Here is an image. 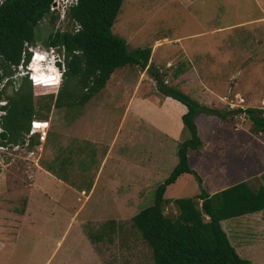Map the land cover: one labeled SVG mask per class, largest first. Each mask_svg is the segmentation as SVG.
Returning a JSON list of instances; mask_svg holds the SVG:
<instances>
[{
	"label": "rangeland",
	"instance_id": "rangeland-1",
	"mask_svg": "<svg viewBox=\"0 0 264 264\" xmlns=\"http://www.w3.org/2000/svg\"><path fill=\"white\" fill-rule=\"evenodd\" d=\"M57 25V20L51 23L42 19L36 27L41 38L27 50L47 55L50 51L43 41ZM69 28L67 21L64 29ZM110 29L113 35L126 41L128 50L150 49L146 77L144 70L128 65L109 76L114 83L124 81L131 90L134 87L132 94L156 92L155 77L206 107L225 111L252 107L261 109L264 115V0H122ZM58 54L60 68L53 70L61 74L65 67L61 64L62 52ZM155 64L159 68L155 69ZM152 70L156 73L150 74ZM24 71L16 67L6 96L19 90ZM140 77L144 81L136 88ZM39 79L55 84L51 77ZM61 81L60 75L57 86L34 87L29 83L36 110L33 119L49 122L46 138L41 144L37 141L29 148L10 151L0 166V213L12 214L7 219L15 221L7 228L0 225V264H153L151 249L132 224V216L152 205L157 186L177 162L178 143L188 134L182 131V140L175 142L150 130L143 145L136 143L133 149L134 159L139 163L144 161L145 154H150L151 163L156 155L161 157L154 164L159 169L146 179V186L136 187L127 202L121 199L111 202L107 191L101 190L100 184L105 186L107 180L103 171L91 199L85 202L79 190L88 189L95 171L81 170L83 156L76 155L77 151L72 149L76 141L71 140L77 138V132L82 133L81 125L89 122L86 120L101 111L103 98L118 101L121 95L115 96L117 89L111 86L103 96L101 88L83 105L59 109L50 105L48 109L46 106L52 102L49 96L56 94ZM114 115L104 125L114 126ZM96 116L97 121L102 117ZM214 118L211 120L219 121ZM211 120L202 117L204 125H200V116L196 119L197 134L202 141L210 139ZM250 128L244 113L232 114L225 135L219 133L221 139L210 145L225 151L222 156L213 157L204 170L213 177L207 189L199 186L193 176L182 175L163 193L168 202L163 205L164 215L174 217L178 213L172 202L174 197L193 198L201 189L204 193L216 189L215 183L229 187L244 181L255 186V181L249 180L256 173H264V142L252 136ZM39 135L31 138L38 139ZM30 149L34 154H27ZM84 150H89L92 156L95 151L98 157L101 155L98 153L101 150L95 147ZM195 156V151L188 150L189 167L194 170L204 167L196 164ZM205 162H209L207 158ZM41 169L44 172L49 169L69 187L57 182L44 186ZM261 175L264 181V174ZM136 181L140 184L138 178ZM33 182L38 189L29 187ZM180 185V192L174 194ZM220 226L240 258L248 260V264H264V221L260 216L257 220L225 219Z\"/></svg>",
	"mask_w": 264,
	"mask_h": 264
},
{
	"label": "trees",
	"instance_id": "trees-1",
	"mask_svg": "<svg viewBox=\"0 0 264 264\" xmlns=\"http://www.w3.org/2000/svg\"><path fill=\"white\" fill-rule=\"evenodd\" d=\"M50 3L51 0H2L0 82L12 77L17 66L24 68L29 61L27 48L41 38L36 31L38 23L44 18L54 22L55 16L47 15ZM121 3L122 0H77V4L68 9L67 18L78 24L79 29L75 32H48L43 44L63 51L62 64L65 67L61 73L60 88L54 96H49L52 102L46 106L48 109L50 105L57 109L83 105L104 87L116 69L126 65L137 66L141 70L147 67L149 48L128 50L126 41L111 32ZM155 73L154 70L150 71V74ZM154 80L160 95L185 106L186 112L181 116V122L188 137L178 143L177 162L157 186L152 205L132 216V224L150 247L153 264H248V260L240 258L230 245L220 221L263 210V186L252 189L246 182H241L211 195L201 189L193 198L172 201L178 209L174 217L163 213V205L168 203L163 193L182 174L193 176L201 185V179L187 162L188 150H198L201 146L194 123L197 115L227 120L232 118V114L244 113L250 121L251 133L264 136L263 111L252 107L216 110L201 105L176 87L163 84L158 78L154 77ZM20 81L19 90L12 96H6L5 114L1 117L3 132L0 136L10 144L23 143L29 122L36 113L29 81L26 76ZM36 81L38 84L49 83L46 79ZM11 82L8 80L7 84ZM35 138L29 139L28 148L37 143V136Z\"/></svg>",
	"mask_w": 264,
	"mask_h": 264
},
{
	"label": "crops",
	"instance_id": "crops-1",
	"mask_svg": "<svg viewBox=\"0 0 264 264\" xmlns=\"http://www.w3.org/2000/svg\"><path fill=\"white\" fill-rule=\"evenodd\" d=\"M155 65H156L155 69L159 68L158 67L159 65L157 64ZM144 71L145 72L143 77H146L145 74L147 70L144 69ZM110 79L106 81L104 86L105 88H102L100 93L103 96L106 90H109L111 86H115L117 91L114 95L115 96L121 95L120 100L115 101L114 99L103 98L105 102L101 104L102 109L99 113L96 114V115L101 114L102 117L99 118V120L97 121V116L95 115V117L93 118L91 117V120H86L89 122L83 123L81 125V128L83 129L82 133L78 135L77 132V138H75V140H71V141H76L72 144L73 151H77L76 155L83 156L81 170L95 171L94 177L91 183H89L88 189L82 188L79 190V194L83 196V201L85 202H89V200L91 199L93 192L96 190L98 181L102 178L103 171H106V173L104 174V179L106 178L107 180H105L106 182L105 186H102L100 184V186L102 187L101 190L107 191L108 196L111 197L110 198L111 202H120V199L124 202H127L129 200V197L134 195L135 192L134 190L136 187L146 186L147 184L146 179L150 178L156 172V170L159 169L158 167H154V164L157 161H159L161 157L156 155L154 162L151 163L150 154H145L144 161H141V163H139L134 159L133 149L136 143L141 142V145H143V140H144L143 138L148 135L150 130L158 134H161L165 137L167 136L168 139L175 142L182 140L180 138V135L183 131L181 116L186 112V108L183 104L169 97H164L160 95L157 92V90L156 92L153 91L151 94H146V95H144V92H142L141 95L139 93L132 94L131 92L134 89V87L131 90V88L128 87V84L126 82L122 81V82L114 83L110 81ZM143 79L144 78L142 77L138 79V81L136 82V88L141 87V83L144 81ZM114 113L116 119L114 122L115 125L109 128L107 127L108 125H104V124L110 122L109 120L110 115ZM199 116H200V125L202 124L201 121L202 117L206 118V120L208 121L211 119L212 120L216 119L214 118V116L199 114L194 119L195 126H196V119ZM218 120L219 121H212L213 126L211 127V129H208L210 139H207V141H202L200 139L201 140L200 148L198 150H193L196 152V156H195L196 164L198 166H202V165L205 166L200 167L199 169L196 170L192 168L191 169L198 173L197 175L201 179V185L206 189H207V183L211 182L209 181V179L213 177L211 174L206 175L205 174L206 171L204 170L209 166V164L211 163V159L213 157L222 156V154L225 151V148L223 149L221 147H215V146L210 147V145H214L216 141H219L221 139L219 133L221 135H225V131L227 129V126L230 124L231 119H227V120L218 119ZM233 129L236 130V128ZM196 130H197V126H196ZM249 133L252 136L260 137L264 142V136L262 134L255 135L251 133L250 130ZM62 135H65V133H62ZM214 140L216 141L213 142ZM89 146L95 147L97 150L100 149L101 151L100 152L98 151V153L101 154L100 157H98L97 151H95L94 156H92L91 152L89 153V150H84V148H88ZM209 148H210V152L208 151ZM235 152L236 149H233V153ZM205 158H207L209 162H205ZM172 160H173V156H171L170 163H172ZM107 163L109 164L105 167ZM34 165L37 166L36 164ZM48 165L50 164L48 163ZM37 168L39 167L37 166ZM50 170L46 169V172L42 170V173H44L45 175V178L42 180V184H44V186L52 182H57L58 184L65 183L63 179L55 175ZM261 174L264 173H258V174L256 173L254 175L255 178L249 180V181L251 180L255 181L254 183L255 186L254 187L250 186V188L257 189V187L259 186L264 187V181H262L261 179L263 175ZM182 175L178 176L173 183H177L182 178ZM137 178L138 181L140 180V184L136 181ZM173 183L166 187L164 192L165 194L168 188L171 185H173ZM33 184L34 185L30 184L29 187L32 189H38L37 188L38 185L36 186V182H33ZM64 185L66 187H69V185L66 184ZM182 185H180L179 188H177L174 194L180 192V188ZM227 187L228 186L225 185L223 186L221 184L218 185V183H215L214 188L216 189H213L210 192L208 190L207 191L205 190L206 191L205 194L211 195ZM174 199L177 198L174 197ZM11 216L13 215L0 213V225H2L1 227L7 228L11 223L15 222L14 220L9 221L7 219V217L10 218ZM257 216H260L261 220L264 221V209L259 212L250 213L239 217L240 218L242 217L243 219L252 218L254 220H257ZM256 227H257V221H255L254 228ZM224 233L227 236V233L225 231Z\"/></svg>",
	"mask_w": 264,
	"mask_h": 264
},
{
	"label": "built area",
	"instance_id": "built-area-1",
	"mask_svg": "<svg viewBox=\"0 0 264 264\" xmlns=\"http://www.w3.org/2000/svg\"><path fill=\"white\" fill-rule=\"evenodd\" d=\"M2 0H0L1 4ZM77 4V0H51V3L49 4L48 7V13L47 15H53L55 16L54 21H58V25L55 30H58L59 32H65V31H70L73 30L74 32L79 29V25L76 23H73L72 21H68L67 18V12L70 7H73ZM69 22L70 28L69 29H64V24L66 22ZM54 30V31H55ZM55 48L49 47V51H53ZM19 67V66H17ZM30 75V79L33 82V85H35L36 80H34ZM13 78H4L0 82V135L3 132V128L1 127V117L5 114V110L2 109V106L7 104V99H6V94H7V89H9L7 81L12 80ZM13 83V81H12ZM3 91V92H2ZM48 127V122L47 121H42V120H35L32 119L29 122V127H28V132L23 140V143H16V144H10L6 143L5 139H2L0 136V166L3 163V160L6 159L4 156H7L10 154V151L17 150L18 148L25 147L28 148V143L29 139L35 135V134H40L38 136L39 142H43L45 138V130ZM27 154L32 155L34 154L33 150L30 149Z\"/></svg>",
	"mask_w": 264,
	"mask_h": 264
},
{
	"label": "clouds",
	"instance_id": "clouds-1",
	"mask_svg": "<svg viewBox=\"0 0 264 264\" xmlns=\"http://www.w3.org/2000/svg\"><path fill=\"white\" fill-rule=\"evenodd\" d=\"M47 48H49V47H47ZM49 50V49H48ZM29 52H30V56H29V61L27 62V64L24 66V68H22L23 70L25 69V74L23 75V76H26V78L28 79V81H29V83L32 85V86H34L33 85V82H32V80L30 79V75H32L33 74V71H32V69H31V63H32V60L34 59V55H35V52H33L32 50H28ZM49 52V51H48ZM61 52H62V56H63V51L61 50ZM47 53V52H46ZM58 51L56 50V49H54L53 51H50L49 53H47V55L45 54H41L40 56H39V58H40V60L39 61H36L37 63H39V64H41V65H43V66H48V67H51L52 69H54V70H56V71H58V69L60 68V61H59V59H58ZM61 64H62V62H61ZM62 66H63V64H62ZM63 72V71H62ZM61 72V73H62ZM61 75V74H60ZM54 76H52V78H53ZM37 82V81H36ZM42 85H44V84H42ZM3 92V91H2ZM1 94V93H0ZM6 97V96H5ZM6 105H4V106H2V109L3 110H5L4 109V107H5ZM36 120V119H35ZM27 134V133H26ZM26 134H25V136H26ZM36 135V134H35ZM34 136V135H33ZM32 136V137H33ZM37 141H39L38 139H37ZM41 143H43V142H41Z\"/></svg>",
	"mask_w": 264,
	"mask_h": 264
},
{
	"label": "bare ground",
	"instance_id": "bare-ground-1",
	"mask_svg": "<svg viewBox=\"0 0 264 264\" xmlns=\"http://www.w3.org/2000/svg\"><path fill=\"white\" fill-rule=\"evenodd\" d=\"M41 54L39 53H36L34 55V59L32 60V63H31V69L33 71V74H32V78L34 80H39V78H43V77H51L54 76L53 78L55 79V84L58 85V79H60V74H56V72L51 68V67H48V66H43L39 63H37L36 61H39L40 58L38 56H40ZM41 61V60H40ZM39 82H36L35 85L37 86H43V87H50V86H57V85H54L53 83H41V84H38ZM44 84V85H42Z\"/></svg>",
	"mask_w": 264,
	"mask_h": 264
}]
</instances>
